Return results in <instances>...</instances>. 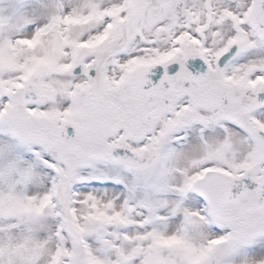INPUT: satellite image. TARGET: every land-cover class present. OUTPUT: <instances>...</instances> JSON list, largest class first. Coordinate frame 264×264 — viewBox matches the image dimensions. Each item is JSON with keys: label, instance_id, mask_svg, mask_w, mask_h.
Instances as JSON below:
<instances>
[{"label": "snow or ice", "instance_id": "6c2138e0", "mask_svg": "<svg viewBox=\"0 0 264 264\" xmlns=\"http://www.w3.org/2000/svg\"><path fill=\"white\" fill-rule=\"evenodd\" d=\"M0 264H264V0H0Z\"/></svg>", "mask_w": 264, "mask_h": 264}]
</instances>
